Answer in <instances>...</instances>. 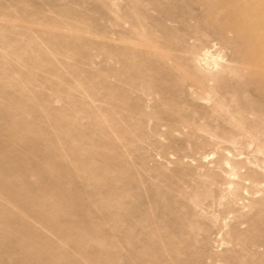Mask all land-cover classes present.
Returning <instances> with one entry per match:
<instances>
[{
  "label": "rangeland",
  "instance_id": "1",
  "mask_svg": "<svg viewBox=\"0 0 264 264\" xmlns=\"http://www.w3.org/2000/svg\"><path fill=\"white\" fill-rule=\"evenodd\" d=\"M216 263L264 264V0H0V264Z\"/></svg>",
  "mask_w": 264,
  "mask_h": 264
},
{
  "label": "bare ground",
  "instance_id": "2",
  "mask_svg": "<svg viewBox=\"0 0 264 264\" xmlns=\"http://www.w3.org/2000/svg\"><path fill=\"white\" fill-rule=\"evenodd\" d=\"M205 51V49H204ZM203 54V53H201ZM201 56V55H200ZM117 57V56H116ZM218 57L214 54H212L209 50H206L203 54V56L201 57L200 61L201 64L204 66L205 69L207 70H211L213 69L217 63H216V59ZM198 59V58H197ZM212 81V80H211ZM210 82V81H209ZM250 148V147H249ZM261 169V168H260ZM248 181V180H247ZM261 186V185H260ZM232 189V188H231ZM222 200V199H221ZM221 203V202H220ZM221 232V231H220ZM217 264V263H216Z\"/></svg>",
  "mask_w": 264,
  "mask_h": 264
}]
</instances>
